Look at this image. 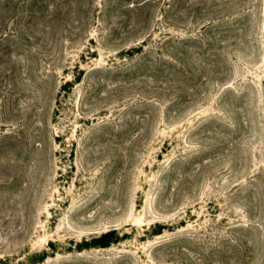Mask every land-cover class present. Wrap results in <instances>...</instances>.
I'll return each mask as SVG.
<instances>
[{
  "label": "rangeland",
  "instance_id": "obj_1",
  "mask_svg": "<svg viewBox=\"0 0 264 264\" xmlns=\"http://www.w3.org/2000/svg\"><path fill=\"white\" fill-rule=\"evenodd\" d=\"M0 264H264V0H0Z\"/></svg>",
  "mask_w": 264,
  "mask_h": 264
},
{
  "label": "trees",
  "instance_id": "obj_2",
  "mask_svg": "<svg viewBox=\"0 0 264 264\" xmlns=\"http://www.w3.org/2000/svg\"><path fill=\"white\" fill-rule=\"evenodd\" d=\"M112 236H113V231H109V232L104 233L101 237L97 238L94 241L93 246L108 247L110 245V243L112 242L111 241Z\"/></svg>",
  "mask_w": 264,
  "mask_h": 264
}]
</instances>
